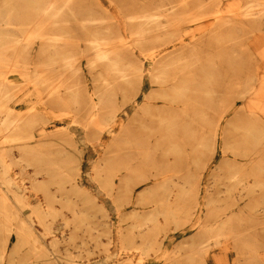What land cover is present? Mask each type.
<instances>
[{"label": "rangeland", "instance_id": "1", "mask_svg": "<svg viewBox=\"0 0 264 264\" xmlns=\"http://www.w3.org/2000/svg\"><path fill=\"white\" fill-rule=\"evenodd\" d=\"M62 1H56L53 11L62 7ZM151 1L76 0L77 10L90 11L96 20L69 19L58 24L67 26L69 31V25L83 22L111 30L116 24L115 17H122L126 12L133 14L144 9L155 13L160 23L151 25L155 27L149 32L168 31L148 45L149 52L162 49L154 56V65L159 58L168 61L180 51L181 39L189 42L190 28L198 22L203 27L209 25L192 37L196 39L195 48L192 43L185 53L181 51L172 62L164 64L159 76L164 79L172 75L176 65H186V62L195 66L196 73L209 74L203 75L207 90L198 88L194 92L197 96L194 104H189L182 113L168 115L158 106L161 95L158 91L151 92L154 87L149 83L148 70L144 71L142 90L136 96L134 76L141 73L139 70H133L124 79L99 60L88 68L85 60L89 56H84L88 41L75 33L79 32L75 27L56 38L68 46L70 70L79 64L76 74L69 76L74 87L64 91L67 80L60 75L52 81V75L59 72L55 64L45 65L50 62L47 54L38 51L40 42L50 41L46 34L50 35L47 32L51 21L47 19L52 13L48 12L46 20L36 27H23L22 32H32L28 39L32 42L33 54L31 59L19 62L20 69L26 66V71L37 79L44 77L46 82L38 85L35 81L28 82L27 76L21 73H8L18 87L0 110L5 115L17 116L25 114L31 104L37 107L44 104L49 106V119L54 120L55 116L66 120L63 124H43V120L34 117L19 129L0 132V140L7 141L0 154H4L9 174L20 183L24 194V198L16 200L7 191V203L0 198V264H206L203 257L207 252L226 254L212 242L218 234L221 239L226 237L231 247H228L231 252L226 264H264V212L248 214L254 202L264 201L257 187L255 192L248 189L241 197L239 208L243 219L235 224L236 229L231 231L225 223V211L235 201L232 199L235 188L227 186L231 174L236 170L237 175H250L247 176L251 180L247 183L249 186L253 178L264 179V157L253 160L255 166L251 170L240 153L234 154L240 151V141L245 137L251 139L248 146L264 142V94L261 93L264 86L257 88L258 80L264 77V54L255 50L253 44L257 36L264 42V19L253 20L250 25L239 24L233 36L228 29L218 30L214 26L220 18L229 27L246 3L260 4L264 0H175L176 8L172 10L168 2L173 0H156L155 9L151 8ZM226 3L229 10L225 8ZM147 26L150 25L143 28ZM118 40L114 36L106 41L110 44ZM24 41H19L20 45ZM172 42L177 49L170 53ZM57 61H54L56 65ZM201 65L199 69L197 66ZM54 87L61 94L49 92ZM258 89L260 97L255 99L253 95ZM145 94L149 96L140 105ZM210 96L214 98L211 102ZM19 98H29V105L19 102ZM81 113H85L82 118ZM115 116L122 123L121 131L119 125L111 123ZM110 127L113 132L104 136ZM247 127L255 132L244 136ZM21 144L27 147L20 149ZM59 149L66 152L58 153ZM38 150L42 151V159L35 162ZM65 153L69 154L65 166L59 161V165L48 167L49 173L56 177L47 180V188L32 189L29 178L34 169L43 167L44 171L49 165L47 160L54 156L58 160ZM43 171L35 176L36 180L44 177ZM262 179L253 182L264 190ZM54 182H61L64 188L58 190L59 185ZM5 190V184L0 183V191ZM59 193L66 199L58 196L49 201L48 194ZM72 200L76 202L74 205ZM47 203L51 206L48 208L51 216L38 214L36 210L42 211L43 206L46 210ZM145 220H148L147 228L133 227ZM33 237L45 243L35 245L31 242ZM52 239L57 242L49 244ZM207 240L212 247L203 246ZM50 245L55 248V258L48 251ZM236 256L241 260L233 262Z\"/></svg>", "mask_w": 264, "mask_h": 264}, {"label": "bare ground", "instance_id": "2", "mask_svg": "<svg viewBox=\"0 0 264 264\" xmlns=\"http://www.w3.org/2000/svg\"><path fill=\"white\" fill-rule=\"evenodd\" d=\"M56 1H58V0H0V106L1 107L2 106L5 107L4 102H7V100L11 99L14 96L12 93L14 91L13 89L18 87V83L13 82L12 79L9 77V75L21 73V75L27 76L25 78L29 79L28 82L30 80L35 81V84H38V85L40 84V82H42L41 85H44V82H46V81H44L45 79H43L44 77H42V76H40L37 79L36 76H34V74L31 75L30 72L26 71V68H27L26 66L23 70L20 69L19 62L21 60L24 61L25 59L26 60L31 59L30 56H31V54H33V52H32L33 45H32V42H30V40L28 39V37L30 36L29 34L32 32H30L29 34H28V32L26 33L25 31L22 32L23 27L32 28V27L38 26L40 22H42L44 19L46 20V15L48 12L52 13V15H50V17H48V19H47V20L50 19V21H51V23L49 25V29H48L49 32H47V33H50V35L46 34L47 37L50 39V41L40 42L39 46H38V51L43 52L45 55L47 54V58L49 59L50 62L46 63L45 65L55 64L54 68L59 72V74L52 75V77H51L53 79L52 81H54L57 77H60V75H63V77H61L62 79L67 80V83L64 85L65 86L64 91H66V92L68 90H71L72 89L71 87H74V84L72 85L70 83L71 79L69 78V76L73 72H75L74 74H76V71L79 69V64H76L75 66H73L75 68H73V70H70L71 65L68 62V57H70V55H69V52H67L68 46H66L64 42H58L56 40V38L63 37V36H65L64 34H68L72 30L71 27L77 28L79 30V32H75V33L78 34L79 36H81L83 39L85 38L88 41L84 46V56H89L85 60L86 62H88V65H86L88 68L95 66L96 65L95 61L99 60V61H102V64L106 63L107 67H109L113 71V73H115L116 75H118L124 79H126L128 75L133 73V70H135V69H137L141 72L139 74H136L135 76L133 74L134 78L136 79V81H135V83H136L135 95L136 96L142 90L143 78L145 75L144 71L148 70L147 73H148V77H149V83L151 84L152 87H154L153 90H151V92H153V91L159 92V94L161 95V98H159L158 106L161 109H164L166 114H168V115H171L172 112H174L175 114L176 113L177 114L182 113V111H184L185 107H187L189 104H194V101L197 99L196 98L197 96H195L196 94L194 92H196L198 90V88H200L202 90H207L208 85L206 84V76L203 77V75L208 76L209 74H204L201 72L196 73V71L194 70L195 66L191 67L188 62H186V65H180V64L176 65L173 69L174 72L172 73V75H167V76H165L164 79L162 77H159L162 75L161 70H164L163 69L164 64L172 62L173 59L177 58L181 54V51H182V53H185V50H187V48H189L192 43H194L192 48L193 49L195 48V46H196L195 40L196 39L195 38L193 39L192 37L198 35L200 33V31L203 30V28H205L206 25H204V27H203V26H201V24H199L200 22H198L196 27L190 28L189 39H188L189 42H184L183 41L184 38L181 39L182 42H181L180 47H179L180 51L177 50L178 52H175V54H173L171 56V59H169L168 61L163 60V58H159L158 61H156V64L154 65L152 63V61H154L153 58L155 55L159 54V52H161L162 49L156 51L155 53L149 52L151 47H149L148 45H150V44L152 45L153 42L161 39V36L163 35L162 33L168 31L167 29H164V31H162V32H160V30L156 31L155 33L149 32L151 28L155 27V26H151V25L156 23V26H157V24L160 23L159 20H156V18L154 17L155 13H151V12L144 10V9L141 11H138L137 13H133V14H132V11H130V12L124 13V16H122L124 19H122V17L118 16V14H117L116 16H118V17H115L116 24H115V26H113V29L110 30L107 26H100V25L95 24V23H92V24L85 23L86 21L88 22V21L96 20V17L90 11H87L84 13V12H79L77 10V6L79 5V2L81 5L82 1L76 2V0H63L62 4H61L62 7L61 6H60V8L57 7L58 10L53 11V9H54L53 6L57 5ZM155 1L156 0L151 1L152 2L151 8H153V9L156 8V6L154 7V5H153V3ZM158 4H159V2H158ZM176 4H177V2L175 0L168 2V5H170L169 8H171V10L173 8H176L175 7ZM220 4H221V2H220ZM246 4L247 5L244 8H242L240 16H237L236 18H234L232 21L233 23L229 24V27L227 25H225V23L222 22V19L219 18V20L215 22V25H214L215 28L218 30L228 29L229 33H230L229 35L233 36L232 32L234 30H236L235 28L238 27L239 24L243 23L245 25H250V23L253 22V20L257 21V19H261V20L264 19V3H260V4L246 3ZM226 5H227L225 7L226 10H229L227 3H226ZM74 9H76V11ZM145 12H147V13H145ZM218 14H219V12H218ZM219 16H221V15H219ZM72 19H73V21H82L83 20L85 22L77 23V25L76 24L75 25H69L70 31L67 30V26L58 24L59 22H64V21H68V20L71 21ZM199 19H201V18H199ZM148 24L150 25L149 27L147 26V27L143 28L145 25H148ZM208 26L209 25H207L206 27H208ZM204 30H206V28ZM128 34L131 36L129 38H126V35H128ZM70 35H71V33H70ZM114 36H116L119 40L116 43L113 42V43L109 44L106 40H109ZM52 38H54V39L52 40ZM23 39L25 41L22 42L20 45L19 41H22ZM253 44H254L255 50H257L260 54H264V42H262L261 36L254 37L253 38ZM175 46H176V44L174 42H172V51H170V53L176 51L177 48ZM22 48H25V51ZM230 52H231V49H230ZM58 56H62V58H59ZM190 56H192V55H190ZM56 59H58L57 62H59L57 65H56V62H54ZM24 63H28V61H25ZM158 63H161V65L158 66ZM80 66H81V64H80ZM188 66H189V69H188ZM181 67H182V69L186 67V69H184L183 71L182 70H179V71L176 70V69H180ZM197 67L202 68V65L197 66ZM39 70H41V69H39ZM57 71L55 73H58ZM8 73H9V75H8ZM134 73H136V71ZM190 78H193V79H190ZM262 78H264V77H261L260 80H258L259 82H257L258 83L257 88L264 86V79H262ZM28 82H26V83H28ZM58 82H59V80H58ZM26 83H25V85H26ZM105 85H108V83ZM117 85H119V84H117ZM55 86H57V83H55ZM120 87H121V85H120ZM56 89H57V87H54L53 90H51L49 92H55L56 95L61 94V93H58ZM192 89H194V91H192ZM259 91H261V90L258 89V91H256L257 93H255L253 95V96H256L255 99L260 97ZM171 93H173L174 95H171ZM215 93H214V95H215ZM261 93L264 94V91H261ZM149 94L143 95L142 103L140 105H143L146 102ZM47 95H48V93H47ZM210 97H211V98H209L210 100H208L209 102L214 100V98L212 96H210ZM28 99L29 98H27L25 100L20 99L19 102L28 104L29 103ZM92 100H91V102H92ZM217 100H219V99H217ZM30 101H32V100H30ZM135 101H136V99H135ZM44 102H47V101H44ZM48 108H49V106L45 107L44 104H40L39 107L35 106L34 104H31L28 108V111L26 109L27 112L26 113L24 112L25 114L17 115V116H10V114L5 115L0 110V132H2V131L8 132V131L13 130L15 128L19 129L21 127V125L28 124V121L33 120L34 117H36V118L39 117L41 120H43L44 121L43 124L48 123V122L49 123L50 122H53V123L57 122V123L61 124L63 121L66 120V117L65 118H62V117L59 118V117H55V116H54V118H55L54 120L49 119L50 110H48ZM76 112L78 115V110H76ZM75 116H76V114H75ZM75 116L73 117V119L75 118ZM83 116H85V113L80 114V118H82ZM88 118H90V115ZM111 123L112 124L114 123V125H119V130L121 131L122 123L118 119V116H115V118H113ZM82 126H83L82 128L85 130V128H84L85 124ZM112 132H113V129L110 127L107 130H105L104 136H106L107 134L109 135ZM254 132L255 131L253 128H248V127L244 128V133H245L244 136H247L249 134H253ZM1 137H3V136H1ZM32 137L33 136H31L30 138H32ZM73 137H70V138L72 139L73 143L75 144V140L73 139ZM111 138H114V136L112 135ZM5 142H7L5 139L0 140V152L2 151V149L4 150ZM240 142L241 143L239 145H241L242 147H240V151L234 152V154L238 155V153H240V156L245 158L244 161L246 163H249L250 169L254 170L255 165L252 164V161L255 159L257 160L258 158L264 157V142L259 141L257 144H253V145L248 146V144L251 142V139L248 137H245L244 141H240ZM25 145L21 144V146L19 148L24 150L27 147ZM73 147H75V145ZM231 147H234V146H231ZM235 148L239 149V146L236 145ZM57 152L60 153V152H66V151H64V149H59V150H57ZM41 153H42V151H39V150L37 151V153L35 154V162L40 161L42 159ZM3 155L0 154V183L5 184V187L7 190H5L4 193H2L0 191V198L5 203H7V198H8L7 191L16 200L17 199L20 200L21 198H24L23 197L24 194L22 192L23 188L21 187L20 183L18 184L15 181V178H12L13 176L11 177V175L9 174V168L10 167L8 168V165L6 164L7 161L4 160L5 157H3ZM68 155H69L68 153H65V156L64 157L63 156L58 157L59 158L58 160L55 158L57 156H54V158L50 161L47 160L46 163L49 165L44 168V171L42 169L43 167L42 168L38 167L37 169H34L33 175L31 177L29 176L30 177L29 179H31V188L34 190H39V188H41L42 186L45 188L47 186V180L52 179V178L55 179V177H56V175L49 173L48 167L59 165V161L62 165L65 166L67 163L66 158L68 157ZM39 156H41V157H39ZM7 158H10V157H7ZM234 161L236 162V158L234 159ZM98 162H100V164H102L101 163L102 161L99 160ZM40 171H43L44 177L42 176V179L36 180L35 176L37 174H39ZM243 171H245V170H243ZM236 173L237 172L235 170V174H231V176L229 177V183L227 184V186L229 185L230 187L235 188L234 196H232L233 197L232 199L235 201H233V202L231 201V205H230L233 207L231 208L229 206L230 208L227 207L226 209H228V208L229 209L227 211H225V223L231 231L232 230L234 231L236 229L235 224H237L240 220L243 219V211H242V208L241 209L239 208V206L241 204L240 203L241 197L246 195L247 190L249 189L250 192L253 193V192H255L256 187H257L260 190L261 197H264V190H262L259 187L260 184H256L253 182V181L256 182L262 178H253V181H252L253 184L250 183L252 185L249 186L247 183L251 180H248L247 176H250V175L240 176V175H237ZM40 175H41V173H40ZM262 180H264V179H262ZM54 184L59 185L58 190H61L64 188V186L62 185L61 182L60 183L54 182ZM74 186H76V183ZM41 192L43 194V191H41ZM244 192H245V194H244ZM58 196L66 199V197L63 195V193L53 194V195L48 194L49 201L52 202L51 198H53V197L55 198ZM262 199H264V198H262ZM75 203H76L75 200L71 201V204L74 205ZM254 203H255V205L251 206V210H249L248 214L252 215V214L256 213L255 215H259L262 212H264V201H260L257 203L254 202ZM47 205H48V207L46 210L44 209V206H43L42 211L40 210V208H38V210H36L37 213L38 214L42 213L45 216L50 215L49 213L51 211H49L48 208L49 207L51 208V206L49 205V203H47ZM73 208H74V206H73ZM196 209L198 211V208H196ZM73 211L77 212V209L74 208ZM197 211H196V214H197ZM34 212H35V209H34ZM13 213H15L14 210H12V214ZM31 220H33V219H31ZM28 225H31L30 221L28 222ZM60 225H62V224H60ZM133 227H136V228L139 227V229L140 228L141 229L147 228L148 227V220L143 221L142 224H136ZM8 229H9V231H11L13 228L8 226ZM15 234L17 235V237H19L18 232H16ZM236 236L238 238H240V233L239 234L237 233ZM221 238L222 237H220L219 234L215 235L212 242L215 246L219 247L218 248L219 250H223V253H226L225 256L222 255V253H220V251H219V253H211V252L208 253L207 252V254L203 257V260L206 262V264H212V263H214V264H226L227 263L226 261H228V258H229L228 256H229V253L231 252V249H230L231 247L229 244L226 243L227 242L226 237L224 239H221ZM17 240H18L17 242L20 241V239H17ZM31 242L35 245L45 243L43 241L36 240V238H34V237L32 238ZM54 242H57V241H55V239H52V241H50L49 244H52ZM210 244H212L211 241L207 240L203 243V246L212 247V246H210ZM51 246L52 245H50V247ZM228 247H230V248H228ZM48 251L52 255H54L53 252L55 251V248H53V247L48 248ZM42 252H43V254H45V255L48 254V256H49V253H46L45 250L42 249ZM53 257L55 258V255ZM49 260L51 262V258ZM238 260H241V259H239L236 256V257H234L233 262L238 261Z\"/></svg>", "mask_w": 264, "mask_h": 264}]
</instances>
